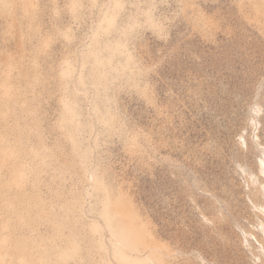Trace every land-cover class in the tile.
<instances>
[{
  "label": "rangeland",
  "instance_id": "1",
  "mask_svg": "<svg viewBox=\"0 0 264 264\" xmlns=\"http://www.w3.org/2000/svg\"><path fill=\"white\" fill-rule=\"evenodd\" d=\"M261 162L264 0H0V264H264Z\"/></svg>",
  "mask_w": 264,
  "mask_h": 264
},
{
  "label": "bare ground",
  "instance_id": "2",
  "mask_svg": "<svg viewBox=\"0 0 264 264\" xmlns=\"http://www.w3.org/2000/svg\"><path fill=\"white\" fill-rule=\"evenodd\" d=\"M259 173L264 177V166H263V163L262 162L259 164ZM263 191H264V187H263ZM262 211L264 213V207L262 208ZM148 259H149L148 257H145L143 259L144 263H147Z\"/></svg>",
  "mask_w": 264,
  "mask_h": 264
}]
</instances>
